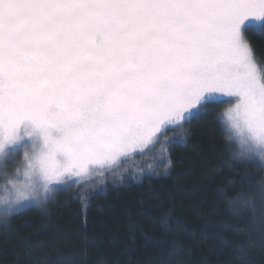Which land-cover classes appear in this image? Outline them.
Segmentation results:
<instances>
[{
  "label": "snow or ice",
  "instance_id": "snow-or-ice-1",
  "mask_svg": "<svg viewBox=\"0 0 264 264\" xmlns=\"http://www.w3.org/2000/svg\"><path fill=\"white\" fill-rule=\"evenodd\" d=\"M249 33L264 35V0H0V216L137 154L158 150L167 169L184 125L222 104L230 164L264 171V61ZM21 154L23 180L8 170Z\"/></svg>",
  "mask_w": 264,
  "mask_h": 264
},
{
  "label": "trees",
  "instance_id": "trees-1",
  "mask_svg": "<svg viewBox=\"0 0 264 264\" xmlns=\"http://www.w3.org/2000/svg\"><path fill=\"white\" fill-rule=\"evenodd\" d=\"M248 36L264 61V35ZM228 106L184 125L186 143L171 145L167 169L155 168L158 150L137 154L8 216L0 223V264H264V171L230 164L236 147L217 121ZM150 166L154 175L132 178ZM77 192L90 195L82 201Z\"/></svg>",
  "mask_w": 264,
  "mask_h": 264
},
{
  "label": "rangeland",
  "instance_id": "rangeland-1",
  "mask_svg": "<svg viewBox=\"0 0 264 264\" xmlns=\"http://www.w3.org/2000/svg\"><path fill=\"white\" fill-rule=\"evenodd\" d=\"M231 106L232 105L229 104L228 108L231 107ZM234 145L237 148V145L236 144H234ZM23 163H24V161H23V154H21L17 158V162L15 164H13V165H10L9 166V169H8L10 173H14V172H17V170H19L18 171V174H19V177H20L21 180H23V178H24L23 177V171H24V169L22 167ZM104 172H106V171H103V172H100V173H96V174H93V175H89V176H85V177H82V178H79V179H80L81 182L87 181V180H89V179H91L93 177L102 175ZM4 184H5V180L2 182V184L0 186H3ZM53 187H60V186L53 185ZM60 189H62V188H60ZM4 196H5V193L2 190H0V209H2L4 207ZM24 203L27 205V207L35 205L34 203H31L29 201H25ZM22 209H24V208L18 209L17 211H20ZM4 220H5V218H3V216H0V223H2Z\"/></svg>",
  "mask_w": 264,
  "mask_h": 264
}]
</instances>
